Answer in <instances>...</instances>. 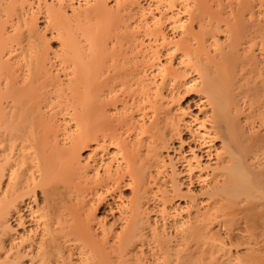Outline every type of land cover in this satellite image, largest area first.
Here are the masks:
<instances>
[{
	"label": "bare ground",
	"instance_id": "obj_1",
	"mask_svg": "<svg viewBox=\"0 0 264 264\" xmlns=\"http://www.w3.org/2000/svg\"><path fill=\"white\" fill-rule=\"evenodd\" d=\"M57 1L61 7L68 5L73 13L95 2L88 12L81 11L86 12L84 15L79 11L82 18L86 16L84 25L89 28L82 31L84 37L89 36L87 52L65 31L67 25L60 12H66L58 6V12H47L46 19L61 32L59 62L65 64L66 71L70 69L65 76L69 95L55 90L61 97L56 95L60 98L56 102L60 106L62 94H66L76 122V130L64 135L67 146L63 142L65 145L59 144L60 147L48 143L50 138L45 131H51L53 125L42 120L39 103L46 101L42 98L50 86L53 92L59 86L63 90L64 81L62 85L56 80L53 87L55 76L51 74V78L46 71L50 68L46 67L50 64L47 42L40 38L33 21L22 18L30 15V10L22 17L18 15L23 1L0 0V264H251L257 259L264 262V3H259L264 1L231 0L235 6L222 10L220 1L215 0L220 10L215 12L216 8L214 11L205 7L204 0H166L165 6L171 12L167 18L159 19L145 18V8L139 0L125 5L129 9L135 4L143 8L132 9L140 10L136 11L142 18L145 16L138 18L143 20L138 26L143 25L142 30L151 36L150 44L155 43L146 50L139 45L144 49L140 48L143 55L149 49L144 57L150 59L154 71L146 79L136 78V85L151 92L145 94L141 90L156 108L149 104L155 111L149 122L142 118V108V119L136 120L139 134L133 135H149L140 137L133 146L128 145L133 152L129 148L113 150L108 163L102 164L107 177L121 171L127 173L134 189L132 198L122 203L115 221L97 228L80 219L77 201L82 199L73 192H81L79 179L86 176L81 173L85 169L78 167L82 162L80 152L98 139L99 133L101 138L110 135L106 138L113 140L115 120L103 108L107 105L103 104L104 95L108 88H113L110 86L115 79L127 76V71L111 57L113 61H107L105 70L112 68L114 75L105 80L100 77L106 62L103 57L109 56L110 51L103 40L117 22V17L107 10L105 0H78L76 5L70 0ZM123 1L114 0V6ZM164 1L156 0V4L162 5ZM52 13L58 16L55 18ZM113 20L116 22L112 23ZM166 22L178 39L166 35ZM158 47L165 48V63L169 67L158 61ZM112 52L110 56H115ZM13 67L21 73L19 80ZM189 93L195 94L191 100L196 99L194 104L199 108L198 114L192 116L187 111L189 100L185 105L179 103ZM164 98L169 101H162ZM128 111L131 113V109ZM147 115L149 118L151 114ZM186 115L190 119L186 120ZM186 130L188 138L183 136ZM175 138L179 149L189 153L184 156L180 151L176 157L165 160L161 151ZM142 147L145 150L140 153ZM120 151L121 159L116 158ZM111 160L115 161L114 168ZM92 172L97 177L101 173L98 169ZM148 195L154 197L153 205L145 202ZM67 197L74 204L67 206ZM115 224L117 227L113 228ZM239 247L243 249L238 251Z\"/></svg>",
	"mask_w": 264,
	"mask_h": 264
},
{
	"label": "rangeland",
	"instance_id": "obj_2",
	"mask_svg": "<svg viewBox=\"0 0 264 264\" xmlns=\"http://www.w3.org/2000/svg\"><path fill=\"white\" fill-rule=\"evenodd\" d=\"M22 1H23L24 5L22 6V4H21V6L19 7L21 9H19L20 11H18V12L20 14H18V15L22 17L23 15H25V13H27L26 12L27 10H28V12L30 10V15L29 14L28 15L26 14L25 17H22V18H25V19H28V20H31V21L34 22V23L33 22L32 23L35 26L34 28H36L35 30L38 31V34H39L40 38L42 37V40H45L47 42V43L46 42L45 43H46V46L48 45V48H49L48 52H49L50 56H48L49 57L48 59H50L49 60V63L50 64H48L46 62L47 63L46 64V67L49 66L50 68L48 67L49 69H47V70L45 68L44 71L45 70L48 71L49 74L48 73L47 74L51 78H53L55 76L54 77L55 79L53 78V80H54L53 82L54 83H52L53 87H54V85H56L55 84V81L56 80H58V82H61L62 85L65 84L63 86V87H65L63 90L61 89L62 87L60 88V86L58 87V85H57L58 88L56 87L57 89H54V92H53V88H51V86H50L49 92L46 95H44V97L42 98V99H46V101L43 100L44 101L42 103L43 105L41 103H39V107L41 106V108H39V113H41V110L40 109H42V115H44V116H41V118L43 117L42 120L46 121L47 124H49V121H50V123L53 125L52 127L50 126L51 129H52L51 131L50 130H49V132H46L45 131V135H46V133L49 134L46 137L50 138V140H48V143L49 144L52 143L51 145H53L54 143H57V146L59 144L62 145L64 143L65 144L66 143L68 144V142H67L68 140H67V137L66 136L69 135L70 133H72L73 130L74 131L76 130V128H75L76 122H75V119H74V111H73V108L69 104V101H68V98H67L68 96L66 97V94H68V91L66 90V83L65 82H67V77H65V76H66L67 72L70 71V69L67 68V71H66L65 67H63V65L65 66V64H62V63L59 62V61L62 60V59L60 60V58H59L60 57V54L59 53L62 54V51H61L62 49L60 48L61 46L59 47V45H60V35H61V34L59 35V33H61V32H60V30H57V28L55 29L52 26V22H50V19H48V18L46 19V17H49L47 15L48 14L47 13L48 10H51V11L53 10V12H58L57 11V9H58L57 6L59 8H62L63 9L62 11L64 13L65 12L66 13L65 14H62V12H60L61 15H63V16H61L62 19L61 18H59V19L64 20L62 22H66L65 26L66 25L68 26V27L66 26L64 28L65 31L67 32L68 35L70 33L73 36L72 38L73 39L75 38V40L78 42V44L81 47H83V48L86 47V50L83 49L82 52H84V50H85V52H87V50H89L87 48L90 47L88 45L90 42L87 41L88 40L87 38H89V36L87 35L88 37H84V35H83V32H84L83 31V28L85 30V27H86V25H84V23L87 22V21L84 22L83 18L84 17L86 18V16H84L82 18L81 13H83V12H81V11L88 12V10L94 6L95 2L93 1L89 6L82 8L83 10L82 9L79 10L81 13H79V11L78 12L76 11V13L75 12L73 13V11L70 8H68V5L67 6L65 5L66 7L64 6L67 9H64V7L59 6L57 0H45V1H47V3H44V1H42V0H41L42 2L39 1V0H22ZM70 1L74 5H76L78 0H73V1L70 0ZM124 1H123L124 3H121V5L123 4L122 5V8H121V7H119L121 5L114 6L115 5L114 4V0H105L106 8H108L107 10L108 11H111L110 14H111L112 17H114V18L117 17L116 18V21L117 22L114 21L115 20L114 19L112 21V23L113 22H116V24L114 23V25H113V24H111V21H110V25L111 26L113 25L112 27L113 28L115 27V29L112 30L113 29L112 28V29L108 30V31H110L108 33V35L105 33L107 36H105V34H104L105 39L103 40V44H104V42L105 43L107 42V45H106L107 48L106 49H107V51L110 49V51H109V53H107L105 51L106 49L104 50L105 47L103 48L104 52H106L107 54H109V56H104L103 57V62H105V61L106 62H105V64L103 63V66H102L103 68L101 67V70L104 72V74H101L102 76H100V77H102V79L105 80V79H107V78H109V77H111V76L114 75V70L112 71V68H109V69H111V71H108L107 70V72H106V70H105L106 69V63H107V61L110 60V63H112L111 61H113V60H111V57H113L112 59L115 58L114 59L115 62H117V63L119 62V64H121L123 66L122 69L124 70V72L127 71V72H125V74L127 75L125 77H127V78L123 77L121 79L120 78L119 79H115L116 81L115 80H114L115 82L113 81V85L115 84L114 86L111 83L112 86H110V87H113L112 89L116 90L115 92H113V90L111 88H108L109 90L111 89L110 92H112V93H110V94L112 96L110 94L109 95L107 94V92L109 91L107 88L106 89L108 91L105 93L106 96L104 95V93H101L100 94V96L103 94L104 95V98H105L104 99L105 101H103V104H104V102L107 103V105L104 104V107L103 108L107 109L106 113L108 112V115L109 116L112 115V116H110V119H112L113 121L115 120V122H114L113 125L116 127V129L113 126L114 127L113 131L114 130H116V131L112 133V134H114L113 135L114 137L112 136L113 137V140L110 139L111 140L110 141L111 143L108 141L110 135L109 136L108 135H105V136L103 135L104 138H101V133H99V134L96 133V135L98 134L97 135L98 136V139L95 140L93 138L94 141L89 142L88 147H85L84 149L81 150V152H80V158H79L80 160L79 161L80 162L82 161V162L80 163L81 166H78V167H79V170H81L82 168L85 169L83 171L84 173L83 172H81V173H82V176L83 175H86V176H83L82 177L80 175V173L77 172V174L80 175V176L78 175L79 178L82 177L81 179H79L80 184L78 183L79 181L76 178V180L78 181L77 183L79 184L78 187L81 188L79 191H81V192L75 191V189L73 190V192L75 194L78 193L77 196H80L79 197V200H80V198L82 199V201L80 200V202L77 201L78 204H79V206L81 207V209L78 208L79 209L80 219L83 220V221H85L86 222V225L89 226V227H91V228H93V227L94 228H97L102 223H105V225H109V224L113 223L115 221V219L120 215V210H121L124 202H126V201H128V200H130L132 198V194H133L132 192H133L134 186L130 183V179H129L128 174L121 171V173L118 174V175L117 174H114V177H112V178L107 177V175L103 174L102 164H105L106 165L108 163V161H107L108 158H110L115 153V152L114 153L112 152L113 150H117V149L123 150L124 148H129L128 151L130 149H132L130 151L133 152V147L130 148L128 145L131 144L133 146V144H135L138 141V139H140V137H142L141 134H140L139 137H136L135 135H133V133L136 134V133L139 132L138 130H140V128L138 129L139 125L137 124L139 122L138 121L136 122V120H140V119L143 118V119H146L147 122H149L150 119L153 118L151 116H153V114L155 112V111L153 112V110H152L153 108H151V106H153V107L155 106L154 103L153 102H152L153 104L150 103V102L148 103V101L146 99L147 97L145 96L146 97L145 98L143 96L144 95L143 92H145L146 90L143 91L144 89L140 85L139 86L143 90L140 89V87H138L136 85L137 84L136 83V81H137L136 78L138 79L140 77L141 78L144 77V79H146L148 77H151V75L153 73L152 71H154V69L152 67H150V64H151L150 59L148 60V57L147 58L144 57V56H146V54H148L147 51L150 52L149 49H147V51L145 52L146 54L143 55L141 53L142 52L141 49H143L145 47V50H146V48H148V45L152 42V41L149 42V39L151 38V36H149L148 34H146L145 29L142 30L144 28V27H142L143 25H141V27H140L141 29L139 28L140 25L138 26V24H143L142 23L143 20H139V19L142 18L141 13H140L141 11L138 10V9H136L137 11H140V12L137 13V11L135 9L134 10L132 9V8H138V7L142 8V7L141 6H137L136 7L135 6L136 4H135L134 6L133 5L131 6V9H129V7H126L127 6L126 4H128L131 0H129V1L128 0H124ZM216 1H220V4H222L221 6H223L222 7V10H225V8H226V10H229L228 9V8H230L229 6H231L232 4L235 3L234 1L232 2L231 0H216ZM216 1L215 0H204V3L203 4H206L205 7L208 8L209 10L211 8V10H214L215 11V9H213V8H216L217 5L219 4L217 2V5L215 6ZM230 1L232 3L227 6V4L230 3ZM138 2H139L140 5H142V6L144 5L143 6V8H145L144 9L145 10L144 13H145V16H147V17L144 16L145 18H150V17H154V19H159L161 17L164 18V16L165 17L166 16L168 17L169 14H170V12H171L170 9L167 10V6H165L166 5V2H167L166 0L164 1L165 4L163 2H161L162 5L161 4H158L157 5L156 4V0L155 1L154 0H139ZM257 2L258 1H256L255 3L257 4ZM43 3H44L45 6L42 5ZM65 3H63V4H65ZM259 3H264V2L261 1ZM46 4H47L48 7L50 5L52 7V5L54 4V7L53 8L50 7V8L47 9ZM107 4H108V6H107ZM262 5L264 7V4H262ZM164 6H165L166 9L164 8ZM233 6H235V4ZM233 6H231V7L233 8ZM39 7L42 8V9H40ZM124 7L127 8L128 10L127 9L125 10ZM217 8H216V10H217ZM220 8L221 7H219V9ZM35 9H38V10H35ZM173 9H175V8H173ZM64 10H66V11H64ZM219 11L220 10H217L215 12H219ZM33 13H34V15H33ZM85 13H83L82 15H84ZM106 14L108 15V12ZM116 14H117V16H116ZM137 14H138V17H137ZM52 15H54V14L52 13ZM55 16H58V13L56 15H54V17ZM85 20H87V19H85ZM90 20L91 19H89V21ZM109 20H111V18ZM136 20H137V22H136ZM138 21L139 22L141 21V23H139ZM48 24H51V25H48ZM57 24L59 25V24H61V22L60 23L57 22ZM167 24L168 23L166 22L165 25H164V27H165V31L164 32L166 33V35H168L170 37H175V38L178 39V37L176 36L177 33L175 34L173 31H171V29L167 26ZM61 25H63V24H61ZM90 25L88 27H90ZM110 25H109V27H111ZM7 26H9V25H7ZM152 26L154 27V25H152ZM63 27H64V25H63ZM135 28H136V30L138 32L135 30ZM87 29H89V28H87ZM62 31H63V29H62ZM87 32H89V31H87ZM128 37H129V39H128ZM132 37L133 38H136V40H134ZM75 40H74V42H75ZM133 41H135V43ZM134 44H136V45H134ZM153 44H155V43H152L150 45L152 46ZM139 45L142 46L143 48L142 47H139ZM154 46H153V48L156 47V46L155 47ZM81 47H79V49ZM158 50H159V53L157 54V55H159L158 61H160L161 64L165 65V67H169L170 65L168 66V64H166L167 63L166 61L168 59V56H166L164 54L165 48L164 47H158L157 48V51ZM112 51H114V52H112ZM110 52H112L113 54L116 53V55L115 56H112V55L110 56ZM58 54H59V57L57 56ZM61 58H62V56H61ZM107 58H109V59H107ZM61 64H62V66L60 68L63 71H60L61 69H59V66ZM104 65H105V68H104ZM108 65H109V63L107 64V69L110 66V65L109 66ZM18 67H16V68H18ZM16 68L14 69V67H13V69L15 71L16 70L19 71L20 70L19 68H21V67L18 68L19 70L16 69ZM172 68L174 69L175 66H173ZM21 70H23V69L21 68ZM17 71H16L15 75L17 76V79H18L19 75L21 77V73H18ZM56 71H57V75L58 76L56 75ZM64 71H66V72H64ZM51 74L53 75V77H52ZM20 77H19V79H20ZM99 79L101 80V78H99ZM62 81H64V84H63ZM105 87H107V86H105ZM104 89L102 88V92H103ZM55 90H56V92H57V90L58 91H64V92H66V94H62L60 92L62 94V99L60 100L61 101V103H60L61 105L60 106L57 105V102L59 103V99L61 97L58 94L55 93ZM147 92H145V94H147ZM56 95H58L60 98L58 96H56ZM103 95L101 97H103ZM194 95H195L194 93L186 94L179 101V103H181V105H185V103H186L185 101L187 99L189 100L188 104H189L190 108L187 111H188V113L191 116L192 115H196L197 110L199 109L198 106H196L194 104L195 103L194 100H196V99L191 100ZM140 98H141V100H140ZM42 99L39 102H42ZM56 99H58L57 102H56ZM66 99H67V101H66ZM101 99H103V98H101ZM151 100L153 101V98H151ZM166 100L169 101V99H166V98H164L162 101L165 102ZM45 102H46V104L47 103L48 104L46 105ZM63 102L64 103L67 102V103L66 104H63ZM149 104H152V105L149 106ZM139 107H140V110L141 111L138 110ZM122 108H124V110ZM142 108H144L145 110L143 111ZM155 108H156V106L154 107V109ZM105 109H104V111H105ZM128 109L129 110L131 109V113H130V111H128ZM115 110L116 111L119 110V111H117V114L118 115L115 114L116 113ZM142 111H143V115L144 114L147 115V113L151 114V115H149L150 117L148 118V115L146 116V118H144L145 115H144V117H142V115H141L142 114ZM145 112H147V113H145ZM106 113H105V115H107ZM119 115H121V116H119ZM139 115L142 118H140ZM190 115H186L185 116L186 120H188V118L190 119ZM131 116H133V117H131ZM44 117L46 119L47 118L48 119L46 120V119H44ZM134 122H136V123H134ZM49 128L47 127V129H49ZM134 128H135L136 131L133 130ZM103 133L104 134H107L105 132H103ZM64 135H66V136H64ZM96 135H94V137ZM142 135L145 138L149 134L144 133ZM106 136H108L107 137L108 139L106 138ZM183 136H185L187 138L189 137L188 130H186L185 133H183ZM95 138H97V137H95ZM104 139L106 140V143H103L102 144L101 142H103ZM169 143L170 144L165 149H162V151H161V153L163 155L162 157L165 160L166 159H169V158L176 157L180 153V151H183L184 156L188 155L189 152H188L187 149H185V150H184V148L183 149H179V146H178L179 141H178L177 138L173 139ZM67 144H66V146H67ZM60 145H59V147H60ZM57 146H55V147H57ZM134 148H135V146H134ZM139 148H141V147H139ZM144 150H145V148L141 149L139 152L142 153V151H144ZM143 154H141V155L143 156ZM139 156H140V154H139ZM121 157H122V154H121V151H120V154H118V155L116 154V158H120L121 159ZM114 163H115V161H112L111 164L110 163L109 164L111 165V167L114 168L115 167ZM121 163L123 164V167H125L123 160L121 161ZM177 166L180 168L181 167L180 163H177ZM95 169L100 170L101 173H100V176L99 177H97L95 175V172H92ZM111 170L114 171V169H112V168H111ZM150 170L153 171L154 169L151 168ZM93 173H94V175H92ZM117 173H119V172H117ZM104 175H105V178H103ZM115 175H117V176H115ZM111 176H113V175H111ZM161 176H162V174H160V177ZM159 181L162 182L161 179ZM74 182L76 183L75 180H74ZM157 182H158V180H157ZM151 187H152V189H154L156 186L152 184ZM69 190H71V189H69ZM79 193H80V195H79ZM72 195H73V193L71 194V196ZM68 197L66 198V200L68 199ZM153 198L154 197L152 195H148L147 201H145V202L148 205H151V204L153 205V200H152ZM72 203L70 202V199L66 201L67 206H71ZM75 203H76V201H75ZM153 212L154 211H152L151 214H154ZM116 227H117V225L115 224L113 226V228H116ZM242 249H243V247H239L237 250L240 251ZM254 261H252V263L254 262L255 264H258V262H259L261 264H264L263 261L258 260V259L257 260H254ZM248 264H250V263H248Z\"/></svg>",
	"mask_w": 264,
	"mask_h": 264
}]
</instances>
